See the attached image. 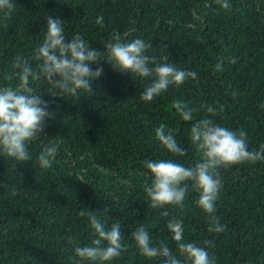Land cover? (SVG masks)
Returning a JSON list of instances; mask_svg holds the SVG:
<instances>
[{
  "label": "trees",
  "instance_id": "1",
  "mask_svg": "<svg viewBox=\"0 0 264 264\" xmlns=\"http://www.w3.org/2000/svg\"><path fill=\"white\" fill-rule=\"evenodd\" d=\"M13 2L10 18H0V84L14 83L4 81L3 74L15 55H30L47 17L63 21L66 39L80 34L98 50L113 34L143 38L151 55H166L167 62L197 77L145 104L139 100V82L100 60L93 68L103 67V73L91 94H42L54 118L46 121L30 151L35 155L54 143L57 156L47 170L0 159V264H75L74 247L91 236L79 215L85 208L100 213L108 226L121 224L124 251L112 264H162L141 256L130 235L143 223L154 244L167 243L177 254L164 229L167 217L147 207L142 187L144 160L173 158L155 141L154 129L164 124L175 133L186 150L179 158L185 166L200 160L189 131L195 121L209 117L208 106L223 105L224 111L211 118L245 132L250 150L264 143V0H229L227 10L216 0ZM98 15L105 17L103 27L95 24ZM177 100L194 110L195 121L179 118L172 107ZM220 175L215 215L224 232L209 231L195 192L183 207L168 211L183 220L187 242H208L216 264H264V162L221 169Z\"/></svg>",
  "mask_w": 264,
  "mask_h": 264
},
{
  "label": "clouds",
  "instance_id": "2",
  "mask_svg": "<svg viewBox=\"0 0 264 264\" xmlns=\"http://www.w3.org/2000/svg\"><path fill=\"white\" fill-rule=\"evenodd\" d=\"M222 9L231 7L229 0H216ZM13 0H0V18H10L15 11ZM193 17L197 18L193 12ZM105 17L98 15L97 26L103 27ZM64 23L59 18H46L42 38L31 49L30 55H15L10 61L9 71L3 74L0 84V159L16 164L31 162L39 170L52 167L56 156V144H49L33 155L30 146L38 141L46 121L54 118L49 106L41 96L77 97L92 92V84L103 73V67H95L98 61H106L115 71L128 74L142 85L139 100L152 103L163 96L169 88L180 87L187 80H195V71L185 70L167 62V56L158 59L150 54V45L143 38L127 39L113 34L98 50L80 34L66 39ZM103 57V58H101ZM215 69L223 71L221 63ZM150 82V83H149ZM45 85L41 91L36 85ZM184 122L195 121L194 110L182 101L172 105ZM264 107V104L261 105ZM208 118L195 121L189 131L190 143L200 153V160L189 166L179 162L186 150L178 143L175 133L160 124L154 129V139L170 157L168 159H146L142 163L147 177L143 187L147 207L161 210L167 217L164 229L176 244L173 254L167 243L154 244L143 223L130 233L139 254L148 260L161 259L162 264H216L205 246L187 242L184 238V222L173 217L169 207H183L190 192L198 194L196 206L207 214L209 231L222 233L225 225L216 217V203L222 186L221 169L244 163L264 162V143L250 150L243 131H234L212 119L223 112V105L208 106ZM79 215L87 220L91 232L89 242L74 247L75 264H112L124 251L121 224L106 225L98 212L86 208Z\"/></svg>",
  "mask_w": 264,
  "mask_h": 264
}]
</instances>
